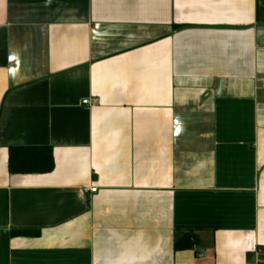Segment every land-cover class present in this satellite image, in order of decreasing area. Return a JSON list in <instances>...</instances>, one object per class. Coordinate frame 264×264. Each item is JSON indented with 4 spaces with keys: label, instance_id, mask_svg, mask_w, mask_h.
Masks as SVG:
<instances>
[{
    "label": "crops",
    "instance_id": "obj_1",
    "mask_svg": "<svg viewBox=\"0 0 264 264\" xmlns=\"http://www.w3.org/2000/svg\"><path fill=\"white\" fill-rule=\"evenodd\" d=\"M12 147L52 168L9 171ZM258 246L264 0H0V264H254Z\"/></svg>",
    "mask_w": 264,
    "mask_h": 264
},
{
    "label": "trees",
    "instance_id": "obj_2",
    "mask_svg": "<svg viewBox=\"0 0 264 264\" xmlns=\"http://www.w3.org/2000/svg\"><path fill=\"white\" fill-rule=\"evenodd\" d=\"M8 168L11 172H47L52 168V156L50 149L35 147H12L9 150ZM192 236V233H186L177 241V248H191L196 240L195 238L190 240ZM258 248L264 251V246H258Z\"/></svg>",
    "mask_w": 264,
    "mask_h": 264
},
{
    "label": "built area",
    "instance_id": "obj_3",
    "mask_svg": "<svg viewBox=\"0 0 264 264\" xmlns=\"http://www.w3.org/2000/svg\"><path fill=\"white\" fill-rule=\"evenodd\" d=\"M83 104H88L89 101L87 99L82 101ZM91 192L95 191V188L92 187L89 189ZM263 255H264V251L262 249L257 248L256 249V256H257V260L254 264H263Z\"/></svg>",
    "mask_w": 264,
    "mask_h": 264
},
{
    "label": "water",
    "instance_id": "obj_4",
    "mask_svg": "<svg viewBox=\"0 0 264 264\" xmlns=\"http://www.w3.org/2000/svg\"><path fill=\"white\" fill-rule=\"evenodd\" d=\"M178 234H180L179 232L177 233V236H178Z\"/></svg>",
    "mask_w": 264,
    "mask_h": 264
}]
</instances>
